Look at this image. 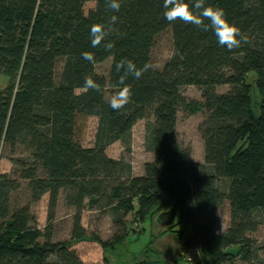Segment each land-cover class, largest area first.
Wrapping results in <instances>:
<instances>
[{
	"label": "trees",
	"instance_id": "trees-1",
	"mask_svg": "<svg viewBox=\"0 0 264 264\" xmlns=\"http://www.w3.org/2000/svg\"><path fill=\"white\" fill-rule=\"evenodd\" d=\"M120 3L113 12L105 0H0V75L7 78L0 88V159L15 167L11 175L0 173V264H82L73 246L85 241L98 244L103 264H109L106 253L122 250L137 233L131 225L142 232L152 221L163 227L162 236L177 235L180 251L198 252V264H264V244L250 237L264 224V0H206L223 8L248 38L232 51L219 46L212 31L168 22L163 0ZM112 15L118 18L114 30L92 48L91 26L108 25ZM167 29L170 58L162 69L129 76L131 102L114 111L106 94L119 87L115 64L127 58L140 68L151 65L154 40ZM108 42L114 45L110 51L104 48ZM85 51L94 53L95 64L82 58ZM107 59L105 78L95 66ZM88 75L101 91H84ZM190 86L201 101L183 95ZM221 86L228 90L217 92ZM180 111L203 114L198 132L204 165L179 151ZM91 117L97 127L87 148L82 141ZM140 120L153 160L134 176L128 162L109 157L106 149L119 142L128 150ZM44 195L41 230L32 207ZM60 198L72 210L71 232L68 240L53 241ZM224 202L230 222L217 233L216 210ZM86 210L110 218L118 229L110 240L87 234L81 224ZM132 264L166 263L158 258Z\"/></svg>",
	"mask_w": 264,
	"mask_h": 264
},
{
	"label": "rangeland",
	"instance_id": "rangeland-1",
	"mask_svg": "<svg viewBox=\"0 0 264 264\" xmlns=\"http://www.w3.org/2000/svg\"><path fill=\"white\" fill-rule=\"evenodd\" d=\"M92 7L91 4L88 5ZM173 52L172 36L170 30H165L160 33L154 40L151 49L150 64L155 69H162L165 63L170 58ZM111 59L95 66V72L105 78L108 77ZM60 68L57 69L59 72ZM253 78L250 82L253 84ZM7 78L0 75V88L5 87ZM228 90L227 86H221L217 89L219 93H225ZM183 95L187 99L201 101V93L195 87H186ZM253 103L256 108L259 106V97L254 88H252ZM110 94H106V99L109 101ZM203 120V114L197 113L188 115L180 111L176 120V132L178 148L182 155H187L190 161L199 165H204V150L203 141L198 132V126ZM146 122L144 120L138 121L132 129L130 146L127 150L119 142L110 145L106 149V154L113 159H124L131 165L132 175H143V168L145 163L153 160V155L146 148ZM97 127V118L91 117L87 122V127L83 136L82 145L84 147H92L94 143V136ZM5 156V155H3ZM15 169L13 165L5 158L0 159V173L12 174ZM48 195H44L41 200L34 204L32 212L37 218L38 227L43 230L46 224ZM216 231L223 232L229 225V206L224 202L216 210ZM72 210L66 207L63 199L60 198L56 207L55 221L53 224V241H65L69 239L71 232ZM126 220L129 223L133 220L132 215H129ZM81 224L86 230L87 234L98 235L103 241L110 240L113 234L118 230L113 226L111 220L106 215H101L97 211L86 210L82 213ZM132 224V223H131ZM131 228H135L137 233L130 234L124 241L120 248L118 247L116 253H106L109 264H116L123 260L126 264H132L135 261H155L158 258L166 264H183L180 259L179 245L177 235L166 233L163 236L161 232L163 227L158 225L156 221L150 224H143L144 229L138 232L141 226L132 224ZM181 229L177 226L176 230ZM259 244H264V224H261L256 232L250 236ZM150 248L151 253L143 254V249ZM73 250L82 261V264H103V251L101 247L95 242L85 241L79 242L73 246ZM147 258V259H146ZM148 260V261H147Z\"/></svg>",
	"mask_w": 264,
	"mask_h": 264
},
{
	"label": "clouds",
	"instance_id": "clouds-1",
	"mask_svg": "<svg viewBox=\"0 0 264 264\" xmlns=\"http://www.w3.org/2000/svg\"><path fill=\"white\" fill-rule=\"evenodd\" d=\"M106 7L113 12H119L121 8L120 0H105ZM163 17L168 22L182 21L185 24L194 25L201 31H212L219 46L229 51L238 49L248 43V38L242 33L241 29L229 22L223 8L214 7L206 4V0H163ZM117 16L112 15L109 18L108 25L93 24L90 29L91 47H99L114 29ZM114 47L113 43H104L106 51ZM82 58L89 63L95 64V55L92 52L85 51ZM151 65L145 64L142 68L138 67L132 60L123 58L115 64V70L119 75V87L111 95L109 105L114 111L123 109L132 99V89L126 83L129 76L139 79L144 72L148 71ZM84 91H101V85L97 83L91 75L84 79Z\"/></svg>",
	"mask_w": 264,
	"mask_h": 264
},
{
	"label": "built area",
	"instance_id": "built-area-1",
	"mask_svg": "<svg viewBox=\"0 0 264 264\" xmlns=\"http://www.w3.org/2000/svg\"><path fill=\"white\" fill-rule=\"evenodd\" d=\"M180 258L183 264H198L200 255L195 251L181 250Z\"/></svg>",
	"mask_w": 264,
	"mask_h": 264
}]
</instances>
